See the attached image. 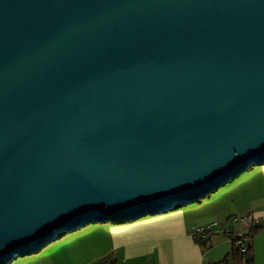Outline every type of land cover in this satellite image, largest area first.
Instances as JSON below:
<instances>
[{
  "label": "water",
  "instance_id": "obj_1",
  "mask_svg": "<svg viewBox=\"0 0 264 264\" xmlns=\"http://www.w3.org/2000/svg\"><path fill=\"white\" fill-rule=\"evenodd\" d=\"M263 162L264 0H0V264Z\"/></svg>",
  "mask_w": 264,
  "mask_h": 264
},
{
  "label": "crops",
  "instance_id": "obj_2",
  "mask_svg": "<svg viewBox=\"0 0 264 264\" xmlns=\"http://www.w3.org/2000/svg\"><path fill=\"white\" fill-rule=\"evenodd\" d=\"M237 180L241 183L238 195L243 201V212L262 217L264 162L251 165ZM183 210L123 222L104 221L99 226H80L50 246L57 256L54 263L63 264L69 254L76 258L89 253L87 259L95 258L96 261L105 254L110 255L114 264H205L231 251L233 243L229 233L241 236L247 232L243 221L228 229L204 226L213 234L208 236L209 247L202 251L190 233L191 223L186 220ZM250 240L254 264H264V229H257ZM229 264H232V259Z\"/></svg>",
  "mask_w": 264,
  "mask_h": 264
},
{
  "label": "rangeland",
  "instance_id": "obj_3",
  "mask_svg": "<svg viewBox=\"0 0 264 264\" xmlns=\"http://www.w3.org/2000/svg\"><path fill=\"white\" fill-rule=\"evenodd\" d=\"M245 171L247 170L240 172L238 176L226 181V183L214 188V190L205 193L202 197L192 200L189 203L179 205L175 209L165 212L171 213L184 209L183 212L186 216V220H188L189 224L191 223V227L193 229L203 226H208L209 228L215 227V229L222 227H227V229L228 227L233 228L235 225L240 224L246 216L245 212L242 210L243 207H241V203L243 201L238 195L239 185H241V183H237V179L240 175L244 174ZM165 212L143 214L140 217H151L153 214H164ZM104 221L107 220H103L102 222ZM102 222L90 221V223L81 226L86 227L95 224L99 226ZM107 222L111 223L110 221ZM74 231L75 230H69L60 237H55L49 243L42 245L40 249L30 251L29 254L19 253L15 258L5 262L4 264H57L54 263L57 256L50 250V246L54 245V243L59 241L62 237H66V235L69 234L71 235V232ZM87 258H89V253L80 254L76 258L75 256H71V254H69L63 264H97L95 258Z\"/></svg>",
  "mask_w": 264,
  "mask_h": 264
},
{
  "label": "trees",
  "instance_id": "obj_4",
  "mask_svg": "<svg viewBox=\"0 0 264 264\" xmlns=\"http://www.w3.org/2000/svg\"><path fill=\"white\" fill-rule=\"evenodd\" d=\"M257 225L247 229V232L239 235H233L229 233L232 244L231 251L223 255V257L217 260L207 261L205 264H229L232 259V264H254V255L252 253V242L250 240L254 232L259 229ZM205 233L198 237H195L198 244L201 245L202 251L209 247L208 236L213 234L212 231L204 230ZM97 264H114L113 259L110 255L105 254L97 260Z\"/></svg>",
  "mask_w": 264,
  "mask_h": 264
},
{
  "label": "built area",
  "instance_id": "obj_5",
  "mask_svg": "<svg viewBox=\"0 0 264 264\" xmlns=\"http://www.w3.org/2000/svg\"><path fill=\"white\" fill-rule=\"evenodd\" d=\"M244 218L245 219L243 220V222L246 225V229H249L254 225H257L258 227L264 229V215L258 218L248 213ZM204 230H205L204 226L196 229L191 228L190 233L193 237H198L200 235H203V233H205Z\"/></svg>",
  "mask_w": 264,
  "mask_h": 264
}]
</instances>
